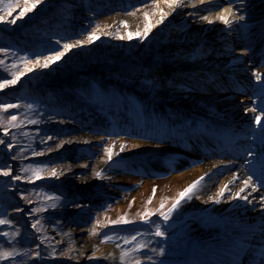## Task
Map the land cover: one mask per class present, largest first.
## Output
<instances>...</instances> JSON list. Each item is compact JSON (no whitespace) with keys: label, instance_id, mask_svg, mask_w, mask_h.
<instances>
[{"label":"bare ground","instance_id":"6f19581e","mask_svg":"<svg viewBox=\"0 0 264 264\" xmlns=\"http://www.w3.org/2000/svg\"><path fill=\"white\" fill-rule=\"evenodd\" d=\"M111 1L120 0H87L86 4H90L89 7L81 5L88 13L84 18L95 19L98 25L95 32L99 39L87 43V36L78 32L73 33L64 44L73 45L81 41V45L68 50L63 58L50 64L48 68L29 66L33 67V70L31 72L23 70L24 75L16 83L29 80L37 87L45 84L53 86L48 98L49 104L61 105L67 110L66 115L68 114L67 116L53 114L44 123L45 129L58 138L46 141L51 148L39 158L43 162L51 163L43 167V173L39 174L40 178H36V182L55 186L59 196L65 201L63 214L72 216L77 224L85 226L97 214L94 209L98 203L103 202L102 198L118 196L116 187L126 186L132 190L130 197L117 205L116 211L128 213L130 218L138 221L142 218L147 219L145 214L149 219L161 218V214L167 213L172 207L180 192L193 181L204 177L190 194L191 198L183 200L179 208L171 214L168 224L159 225L165 235L156 241H149L147 247H139L138 252L143 254L137 258L144 257L145 261L147 257L161 259L166 264H223L229 261L230 255L241 253L246 254L245 258L248 256L247 264H255L264 252V201L261 200L263 192L259 177H254L245 166H241L240 160L234 164L220 158L208 160L205 155L240 154L232 143L234 141L237 143L239 137H243L244 134H250L249 143L253 154L256 153L258 159L263 156L264 110L253 111L249 106L250 99H244L241 92L242 90L250 91L251 94L255 92L254 86L261 83L256 79V73L264 80V70L259 68L258 62L250 59L249 64H246L243 61L247 52L251 50L256 51L259 57H264V0H184V3L175 9L169 8L164 0H155L154 4H148L128 14H115L116 12L110 10ZM55 2L62 4L65 9L62 11L63 14H60L65 25L77 20L78 16L74 12L79 11L76 9L77 4L72 1L40 0L36 7L22 18L17 10L19 15L14 24L0 22V26L9 32H15L25 25L26 30L21 35L25 41L30 40L29 35L45 17L50 15L51 5ZM22 6L23 8L26 6L24 2ZM228 8H231L236 16L242 15L244 19L236 20L230 15L229 19L233 20V23L225 25L217 17ZM161 11L167 15L161 23H157L161 19ZM145 13L148 14L147 20ZM202 17H208L212 23ZM122 21L126 22V27L121 24ZM146 23L153 26L147 37L136 36L137 32L143 33ZM173 29L179 32L174 34ZM165 30L173 34L171 42L163 45L165 53L167 51L174 53L172 50L169 51V45L172 43H195L208 47L219 46L227 59L216 60L206 56L205 51L199 54L185 53L174 56H166L164 52L153 53L151 50L159 41L156 34H161ZM128 33H133L131 39L127 38ZM121 36L125 38L120 39ZM108 45L113 47H107ZM105 47L108 51L106 54L101 52ZM147 50H150V54ZM137 51H143L149 54V57L147 59L140 57ZM205 68H211L212 73L208 72L209 69L203 70ZM110 72L136 76L130 77L132 80L130 79L129 86L141 92L147 106L149 105L147 111L153 115L165 114L164 111L168 108L175 109L184 116H187V113L191 114V111L184 107L186 104L183 101L186 100L173 90H168L165 86L151 87L155 80L174 84L185 75L183 77L187 79L191 77L190 81L196 83V86L204 85L210 88L215 83L224 87L235 89L237 87L235 96L242 105V122L238 127L229 128L196 111L195 117L190 116L201 123L199 125L201 129L195 131L196 122H192L185 124L183 133L178 134L167 122L158 129L152 127L148 118L141 119L135 116L127 107V103L120 101L117 96L110 95L105 99L97 96L96 104L80 98L78 89L86 88V83L100 74H104L102 78L113 81L109 85L112 89H118L117 87L119 91L124 89L120 78L108 77L107 74ZM240 75L241 79L238 78ZM236 78L239 82L234 86ZM76 79L80 81L76 82ZM229 82L235 83L230 86ZM183 83L187 88L192 86L190 82ZM256 115L262 117L259 127L255 122ZM108 116L116 119L118 116L117 121L125 131H131V135L127 134L126 139L114 138L107 143L97 139L92 131L103 130L102 125L109 122L104 118H109ZM230 129L237 130V133ZM146 134L152 136L144 137ZM154 138L167 141L163 143L160 141L158 146L152 147L150 144L155 142ZM212 141L214 143H211ZM105 149H111L113 153L110 161ZM150 149L155 151L152 156L141 154ZM152 157L155 160V168H146L144 173H139L140 177H131L121 166L133 162L145 164L146 160ZM258 167L254 169H264V165ZM52 169L57 170L58 176L50 175ZM96 172H101V176L97 177ZM84 174L87 177H84ZM249 177L252 184L244 188L243 181ZM14 181L17 184L24 183L22 179ZM230 181L232 182L229 183ZM225 185L228 187L224 195L217 197V193ZM253 185L256 191L252 190ZM153 188L156 189L155 194ZM241 188H244V191L240 196H246L247 200L235 197ZM83 202H86V205ZM161 203L163 208L160 207ZM7 217L13 224L19 225L22 231L32 236L30 264L122 262L113 248L104 247L93 235L89 237L88 233H85L86 237L79 231L71 232L76 255L62 254L65 240L60 235L52 237L48 245L50 251L44 254L42 247L46 246L37 233L28 226L26 217L18 210L16 204L8 207ZM175 217L177 219L173 221ZM172 225L177 226V230H171ZM100 228L97 226L96 230ZM153 230L156 231V226ZM0 239L2 240L0 251L15 252V245L8 243L16 244L14 241L7 239L2 232ZM16 257L19 259L18 255ZM5 260H0V264H5Z\"/></svg>","mask_w":264,"mask_h":264},{"label":"rangeland","instance_id":"374dc122","mask_svg":"<svg viewBox=\"0 0 264 264\" xmlns=\"http://www.w3.org/2000/svg\"><path fill=\"white\" fill-rule=\"evenodd\" d=\"M66 1H72L77 4L76 9L79 12H74V14L78 16L77 20H75L74 23L65 25V23L61 21L62 17H60V14L62 15V11H65V9L62 7V4L55 2L51 5L52 9L51 13H49L50 15L48 14L49 16L45 17L29 35L30 40L25 41L23 35H21L26 30L25 25L21 26L15 32H9L4 27L0 26V49L4 50L0 51V60L4 61L3 65H0V81L11 79V74L13 72L19 74L29 66H33L37 60L43 63L45 57L52 56L57 51H63L65 41L73 33L78 32V34H84V36L88 37L89 33L95 31L98 27L95 19L91 17L84 18L88 13H86L87 10H85L83 6H90V4H86L87 0ZM23 2L24 0H12V9L16 8V11L13 10L11 15L8 14L7 10L0 11V16H4L5 19L9 20L16 19L20 10L23 8ZM154 2L155 0L111 1V9H109L116 12L115 14H128L148 4H154ZM8 3L9 0H0V9H7ZM81 5L83 6L81 7ZM178 32V30L176 31L173 29L174 34ZM171 35L173 34L167 33L166 30L161 34H156V39H159V41L151 51H153V53H163V45L170 43L171 39H173V36ZM107 47L113 46L108 45ZM113 49L116 50L115 47ZM170 50L174 51V53L167 51L166 54L164 52L166 56H174L175 54L181 55L185 53L199 54V52L205 51L206 56H210L216 60L226 61L227 59V56L222 54V49L219 46L208 47L203 44L195 45V43H172L169 45V51ZM143 51H137L136 53L138 56L147 59L150 50H147L149 54H146ZM101 52L106 54L108 52L107 48L105 47ZM250 59L258 62L259 68L264 70V57H259L256 52L250 51L247 52L243 61L246 64H249ZM13 65H15V67H13ZM207 69H209L208 72L212 73L211 68H205L203 70ZM107 75L109 78H120L124 89H121V91H119V87H117L118 89H112L109 85L112 84L113 81H108L102 78L104 74H100L97 75V77L91 78V81L86 83V88L78 89L77 93L80 98L86 99L87 101L92 102V104H96L98 97H103L105 99L110 95L117 96L120 101L127 103V107L133 112V114H135V116H138L141 119L148 118L152 127L158 129L159 126L162 127L164 122H167L170 123L172 130H177L175 131L178 132V134L183 133L182 129L192 122H196V124H194L195 131L201 129L199 128L201 123L196 121V118H193V116L195 117L196 115L194 114L196 111L204 113V115L214 119L216 123L220 122L231 127H238L242 122V105L239 100H236L237 97L235 96V91L231 88L229 91H225L228 87L221 89V84L215 85L214 83L210 88L207 86L206 88L204 85L196 86V83L194 84L193 81H190L191 77H188L187 79L186 77H183L185 75H183L182 78L180 77L181 80H183H179L181 82L178 81L180 85L177 82H174V84H168L155 80L152 82L151 87L157 86L161 88L165 86L168 90H173L182 99L186 101L188 100V102L183 101V103L186 104L184 107L189 109L191 114L187 113L188 115L184 116L175 111V109L168 108L164 111L165 114L153 115L147 111L149 110V105L147 106L143 96H141V92L129 86V83H131L130 81L132 80L130 77L136 76H128V73L118 72H110V74ZM238 78H241V75ZM238 78H236V80ZM78 81L80 80L76 79V82ZM260 81L261 83L257 85L258 88L260 86L264 87V80L261 79ZM183 82H190V85L192 84L191 88L185 87L186 84ZM52 89L53 86H48V84H45V86L42 87H37L29 80H24L19 84L9 85L0 90V104L19 105L17 108L8 109L7 112H0V140L3 141V143H0V171L7 170L10 172L9 176L0 175V219L8 221V223L1 224L0 232H2L7 239L18 244L16 246V244L8 242L10 245H15V255L6 259L5 264H18L20 261L19 264H30L29 257L32 251V236L28 232L22 231L19 225L13 224V222L7 217L8 207L11 204H16L18 206V210L23 212V215L26 217L29 223L28 226L37 233L38 237L46 246L42 247V252L44 254H47V251H50L48 245L52 237L60 235L65 240L62 254L76 255L77 253L72 246L74 244L73 239H71L73 238L71 232L79 231L83 232L86 237L87 234L85 233H88L89 237L93 235L99 244L104 247L113 248L117 251L119 257H121L122 252L128 253L121 264H134L135 260H140L141 264H166L165 261L161 259L156 260L147 257V260L145 261L144 257L137 258L142 256L143 253H139L135 249H138L141 245L147 247L150 244L149 241H156L158 238L161 239L165 235V232L162 231L164 233L163 236H156V231L153 230V228L155 226L157 227V225L168 224L170 218L165 221L162 217H151V219H149L148 215H145L147 219L142 218L137 221L130 218L128 213H118L116 211L117 205L130 197V194L132 193L131 188L126 186L116 187L118 196L102 198L103 202L98 203L97 208L94 209L97 214L94 215L93 219L89 220L87 225L82 226L80 223V225L77 224L78 222L73 219L72 216H65L63 214L65 201L59 196V192L56 190L55 186L36 182L33 170H39V174H41L43 173V167L45 165H50L51 163L49 161L43 162V160L39 158L41 154L47 153L51 148L46 141L49 137H51V139L58 138V136L49 133L50 131H48V129H45L44 123L46 122V119L49 116H53V114L68 115H66L67 110L62 108L61 105L49 104L48 98L52 93ZM129 90H132V92H129ZM258 93L252 95V98L248 95H243V98L246 100L250 99L251 103L249 106L251 108L256 111H263L264 92L260 96H258ZM28 105H31V108H29ZM11 115L17 117L15 121L17 125L16 127H12L8 124V117ZM190 115L193 116L191 117ZM118 118L119 117L117 116V119ZM117 119L115 117H105L104 120H108L109 122L102 125L104 129L101 131H92L93 133L90 132L97 139L106 143L114 138H128L126 135H131V131H125ZM31 121H35V123H32ZM181 122L185 123L182 124ZM5 131H7V135H5ZM145 136L151 137L152 135L146 134L144 137ZM248 138L250 139L251 137L248 136ZM160 139L162 138H157L155 142H152L150 145L156 147L160 141H162L160 143L167 141V139ZM9 145L12 147L10 148ZM153 152L155 151L150 149L141 154L143 156H152ZM262 155L261 160L264 163V153H262ZM154 161L155 160L152 157V159L150 158L149 160H146L145 164L133 162L132 164L124 163L121 164V166L125 173L131 177H140L139 173H144L146 168H155ZM195 161H197V159ZM16 176H19L24 183L17 184L13 178ZM84 177L87 176L84 174ZM83 204L86 205V202H83ZM52 205L55 206L53 207ZM176 219L177 217L172 220L175 221ZM37 221H39V224H37L36 228H33V224H36ZM104 223L106 224L104 225ZM97 226L101 228L96 230ZM171 230H177V226L172 225ZM133 237H135V239H133ZM177 242L179 241L177 240ZM10 252H12V250ZM17 255L19 256V259H17V257L15 258ZM89 255L92 254L89 253ZM237 256L242 257L243 254H238ZM119 259L121 260V258Z\"/></svg>","mask_w":264,"mask_h":264},{"label":"snow or ice","instance_id":"6c2138e0","mask_svg":"<svg viewBox=\"0 0 264 264\" xmlns=\"http://www.w3.org/2000/svg\"><path fill=\"white\" fill-rule=\"evenodd\" d=\"M40 2V0H24V4L26 5L24 8H22L20 10V17L22 18L26 13L28 12H31L35 7L36 5ZM164 3L171 9H175L176 7H180L183 3H184V0H164ZM7 10L8 11V14L11 15V12L14 10L12 9V0H9V3H8V6H7V9H0V11H5ZM161 15V19L157 21V23H161L163 21V19L165 18V16L167 15V13H163L161 11L160 13ZM233 16L236 20H243L244 17L241 15V16H236L235 13L232 11L231 8H228V9H225L217 18L219 20H221L225 25H231L233 23V20L229 19V16ZM147 16L148 14L145 13V19L147 20ZM202 19L204 20H207L209 23H212L211 20L208 19V17H202ZM0 22H7V23H12L14 24L16 22L15 18L12 19V20H8V21H5V18L4 16H0ZM121 24L123 26H127L126 22H121ZM153 26L149 23H146L145 24V27H144V30H143V33L141 34L140 32H137L135 33L136 36H141L142 38L143 37H147L148 33L151 31V28ZM133 37V33H128L127 35V38L128 39H131ZM100 37L98 35H96V32H92V33H89L88 37H87V43H92L94 40H97L99 39ZM120 39H124L125 37L121 36L119 37ZM81 41H77L76 44H73V45H69V44H64L63 45V51H57L54 55L52 56H48V57H45L44 60H43V63H41L39 60H37L35 62V64L33 65V67H42V68H48L50 66V64L56 62V61H59L64 55L65 53L70 50L71 48L73 47H77L79 45H81ZM0 51H4L3 49H0ZM4 61L3 60H0V65H3ZM13 67H15V65H13ZM33 67H29L27 68V71L31 72L33 70ZM24 75L23 72L17 74L16 72H13L11 74V79H6V80H2L0 81V90L6 88L7 86L9 85H14L16 84L19 80H20V77ZM256 79L259 81L261 80V75L259 73H256ZM19 107V105H16V104H0V112H7L8 109L10 108H17ZM29 108H31V105H28ZM253 111H255V109H253ZM17 117L14 116V115H11L8 117V124L12 127H16V121ZM32 123H35V121H31ZM255 122L257 124V126L259 127L262 123V117L260 115H256L255 116ZM7 131H5V135H7ZM49 139H51V137H49ZM0 143H3L2 140H0ZM9 147L11 148L12 146L9 145ZM121 150H123V146H121ZM107 155H108V160L110 161L112 159V155L113 153L111 152V149H105ZM108 161H105V163H107ZM86 167V165H84ZM62 174V173H60ZM101 172H96L95 175L97 177L101 176ZM0 175H3V176H9L10 175V172L5 170V171H0ZM33 175L39 179L40 176H39V170H33ZM50 175L52 177H56L58 176V173H57V170L56 169H52ZM14 179H20L19 176H16V177H13ZM204 177H200L199 179L193 181L191 184L188 185L187 188H185L182 192L179 193L177 199L174 201V203L172 204V207L168 209L167 213H162V218L167 221L169 219V217L171 216V214L176 211L177 208H179L181 202L183 200H185L186 198L190 199L191 198V193H193V191L197 188V186L201 183V181H203ZM235 179V177H234ZM232 181H230L229 183H231ZM243 184H244V188L248 187L249 185L252 184V180H251V177H249L248 180H245L243 181ZM227 185H225L223 188L220 189V191L217 193V197H221L224 195V192L227 190ZM244 188H241L236 194H235V197H239L240 199H245L247 200V197L246 196H240V193L244 191ZM253 191H256V187L253 185V188H252ZM153 194H155L156 192V189L153 188ZM234 197V198H235ZM211 199V198H210ZM262 201H264V197L261 198ZM216 202L218 203L219 202V199L217 198ZM249 203H251V201H248ZM53 207L55 205H52ZM161 208H163V203H161L160 205ZM147 215V214H145ZM116 222H126V221H116ZM5 223H8V221L4 220V219H0V224H5ZM37 224H39V221L36 222V224H33V228H36L37 227ZM39 230V229H37ZM163 232L161 231L159 225H157L156 227V232H155V235L156 236H163ZM110 239V238H108ZM133 239H135V237H133ZM127 243V241H126ZM140 247H143V245H141ZM135 250H139V249H135ZM13 255H15L14 252H4V251H0V260H5V259H8L10 257H12ZM128 255V253H125V252H122L121 253V261L124 260V257ZM134 264H141V261L140 260H135L134 261Z\"/></svg>","mask_w":264,"mask_h":264}]
</instances>
